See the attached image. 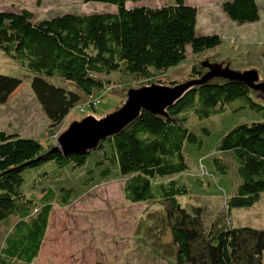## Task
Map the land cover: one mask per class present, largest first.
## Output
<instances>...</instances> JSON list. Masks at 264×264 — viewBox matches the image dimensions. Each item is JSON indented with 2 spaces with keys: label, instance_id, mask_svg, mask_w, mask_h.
Returning <instances> with one entry per match:
<instances>
[{
  "label": "trees",
  "instance_id": "1",
  "mask_svg": "<svg viewBox=\"0 0 264 264\" xmlns=\"http://www.w3.org/2000/svg\"><path fill=\"white\" fill-rule=\"evenodd\" d=\"M143 1L85 0L117 10L68 13L43 21H35L28 10L0 12V51L29 74L30 87L52 126L65 120L82 95L91 98L104 90L105 75L120 74L130 85L146 82L185 60L188 47L202 54L223 44L218 34L198 35V10L186 0H172L158 8L134 6ZM223 10L239 25L260 21L257 0L227 1ZM192 72L190 80L201 78L198 69ZM153 83L174 87L181 82ZM23 85L22 79L0 74V103ZM261 104L243 84L199 87L169 109L171 120L144 111L122 134L102 142L97 151L68 157L53 146L45 149L34 138L0 130V224L11 217L17 219L0 247V264H35L48 231L51 193L35 215L34 199L22 191L25 173L51 162L83 168L94 153V168L85 169L92 175L90 180H123L129 203L159 205L150 214L151 223L163 248H171L174 264H264V230L234 227L229 213L240 203L257 204L264 194V122L235 126L219 139L220 156L196 158L202 176L219 192H225L220 181L234 190L225 198L230 200L227 212L216 215L205 207L182 206L178 201L190 195L189 186L180 178L191 168L187 156L196 157L202 146L186 115L194 113L203 120L223 114L227 107L262 113ZM204 133L209 131L204 129ZM232 173L239 182L219 181L218 176ZM61 190L62 201L68 203L71 189ZM168 235L169 240L163 241Z\"/></svg>",
  "mask_w": 264,
  "mask_h": 264
},
{
  "label": "rangeland",
  "instance_id": "2",
  "mask_svg": "<svg viewBox=\"0 0 264 264\" xmlns=\"http://www.w3.org/2000/svg\"><path fill=\"white\" fill-rule=\"evenodd\" d=\"M227 1L231 0H186L198 10V35H220L223 40L220 47L202 54H194L188 47L185 60L146 82L130 85L120 74L105 75L104 90L96 92L91 98L82 95L81 102L57 126H52L43 113L30 87L29 74L0 51V74L22 79L25 85L11 93L7 102L0 103V130L34 138L48 150L58 145L57 138L74 121H81L89 115L104 118L122 108L131 87L153 82L170 84L189 81L192 71L199 69L201 62H209L211 66L222 65L233 71L257 70L264 79V0H257L260 21L244 25L232 21L225 14L223 4ZM170 4L172 0H145L134 6L158 8ZM23 10L30 11L35 21H43L68 13L116 12L117 8L86 3L85 0H42L40 5L37 0H0V12L20 13ZM203 71L207 72L208 67ZM251 95L256 98L254 93L251 92ZM258 100L264 103V100ZM186 117L189 118V126L200 136L202 146L196 150V157L187 156L191 168L180 178L189 186L190 195L179 197L178 201L182 206L205 207L216 215L227 212L230 200L225 198L234 190L220 180L229 181L227 178H230L237 183L238 178L233 173L218 176L221 186L225 187V192H219L209 178L202 176L204 171L196 158L220 156L217 152L219 139L237 125L264 122V110L262 113H247L238 107H227L223 114L203 120L194 113H188ZM204 129L209 133L205 134ZM95 157L94 153L87 165L79 169L66 166L64 162H51L25 173L22 191L28 198L34 199L35 215L49 193L53 200L48 231L35 264H174L171 248H163L156 239L157 228L151 223L150 214L152 216L160 208L159 205L129 203L124 197L123 180H90L92 175L85 169L94 168ZM191 179L196 180V184ZM61 189H71L68 203L62 201ZM237 205L229 211L231 225L264 230V194L255 205ZM16 222V217H11L8 223L0 224V247L4 246L5 238ZM169 238L170 235L163 241Z\"/></svg>",
  "mask_w": 264,
  "mask_h": 264
},
{
  "label": "water",
  "instance_id": "3",
  "mask_svg": "<svg viewBox=\"0 0 264 264\" xmlns=\"http://www.w3.org/2000/svg\"><path fill=\"white\" fill-rule=\"evenodd\" d=\"M207 67L208 71H203V68ZM198 72L202 74L201 78L174 87L153 83L140 88H130L122 108L104 118L89 115L81 121H74L60 134L57 138L58 145L53 149L61 151L65 157L97 151L102 142L122 134L144 111L158 118L169 119L170 108L196 88L207 85L243 84L256 98L264 100V79L257 70L233 71L222 65L211 66L209 62H201Z\"/></svg>",
  "mask_w": 264,
  "mask_h": 264
},
{
  "label": "crops",
  "instance_id": "4",
  "mask_svg": "<svg viewBox=\"0 0 264 264\" xmlns=\"http://www.w3.org/2000/svg\"><path fill=\"white\" fill-rule=\"evenodd\" d=\"M257 23V22H256ZM252 24H255V23H252Z\"/></svg>",
  "mask_w": 264,
  "mask_h": 264
}]
</instances>
